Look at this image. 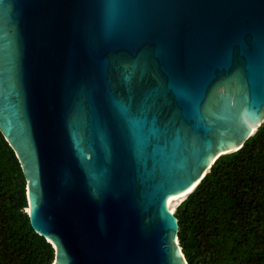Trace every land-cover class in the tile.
I'll return each mask as SVG.
<instances>
[{
    "label": "water",
    "instance_id": "1",
    "mask_svg": "<svg viewBox=\"0 0 264 264\" xmlns=\"http://www.w3.org/2000/svg\"><path fill=\"white\" fill-rule=\"evenodd\" d=\"M263 122L264 0H0V132L52 264H187L167 199Z\"/></svg>",
    "mask_w": 264,
    "mask_h": 264
},
{
    "label": "trees",
    "instance_id": "2",
    "mask_svg": "<svg viewBox=\"0 0 264 264\" xmlns=\"http://www.w3.org/2000/svg\"><path fill=\"white\" fill-rule=\"evenodd\" d=\"M26 180L0 132V264H52L54 249L29 223ZM187 264H264V122L220 156L176 207Z\"/></svg>",
    "mask_w": 264,
    "mask_h": 264
},
{
    "label": "bare ground",
    "instance_id": "3",
    "mask_svg": "<svg viewBox=\"0 0 264 264\" xmlns=\"http://www.w3.org/2000/svg\"><path fill=\"white\" fill-rule=\"evenodd\" d=\"M188 192H189V190H187V191H185L184 193H181V194H179V195H177V196H174V197L168 198L167 201H166V206H167L168 210H169L170 212H173V210L170 209V207H169V206H170V203H171L172 201H175V200H182V199H184V198L187 196ZM180 202H181V201H180ZM29 205H30V201H29ZM26 211L29 212V207L26 209ZM178 252H179V254H180V250H179V248H178ZM180 255H181V254H180Z\"/></svg>",
    "mask_w": 264,
    "mask_h": 264
},
{
    "label": "rangeland",
    "instance_id": "4",
    "mask_svg": "<svg viewBox=\"0 0 264 264\" xmlns=\"http://www.w3.org/2000/svg\"><path fill=\"white\" fill-rule=\"evenodd\" d=\"M183 200V199H182ZM182 200H175V201H172L171 203H170V209H172L173 210V212L175 211V209H176V207L178 206V204L180 203V201H182Z\"/></svg>",
    "mask_w": 264,
    "mask_h": 264
},
{
    "label": "snow or ice",
    "instance_id": "5",
    "mask_svg": "<svg viewBox=\"0 0 264 264\" xmlns=\"http://www.w3.org/2000/svg\"><path fill=\"white\" fill-rule=\"evenodd\" d=\"M191 189H189V191H190Z\"/></svg>",
    "mask_w": 264,
    "mask_h": 264
}]
</instances>
